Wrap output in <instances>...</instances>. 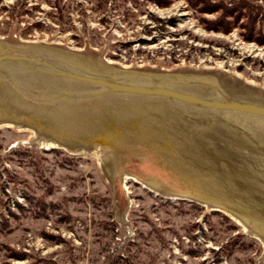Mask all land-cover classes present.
<instances>
[{
    "label": "rangeland",
    "instance_id": "rangeland-1",
    "mask_svg": "<svg viewBox=\"0 0 264 264\" xmlns=\"http://www.w3.org/2000/svg\"><path fill=\"white\" fill-rule=\"evenodd\" d=\"M138 1L140 12L127 19L123 10L132 7L129 0H108L105 10L98 7V0H61L63 18L59 19L57 0H0V40L13 46L79 52L91 61L81 56V62L95 68L106 63L192 74L232 94L250 91L264 96V43H258L264 35V0H207L230 10L232 29L227 34L206 29V21L216 20L220 10L201 12L191 8L189 0H166L162 7L153 0ZM241 2L257 9V33L252 40L244 37L247 7L239 8L235 19L233 11ZM150 15L176 24H157ZM26 80L0 82V105L14 116L0 111V264H110L112 260L119 264H264V237L252 236L251 225L206 203L168 197L121 170L129 155L136 159L145 151L171 170L150 140L159 137L151 127L158 121L130 112L134 116L120 114L118 124L89 127L81 120L84 110L77 106L58 108L64 104L52 100L39 108L31 100L68 92L62 83L51 82L53 87L49 84L43 91L26 85ZM101 107L107 106L87 108L97 115ZM150 109L162 116L156 123L163 126L160 130L170 132L162 107ZM15 110L32 117L16 116ZM21 118L47 119L56 131L23 124ZM108 127L121 136L113 147L85 142L87 137L109 132ZM205 144L211 147L209 141ZM195 166L199 165H186L188 171ZM6 202L16 218H9ZM41 202L47 208L45 215L36 210ZM182 237L191 243H183ZM14 253L24 258L17 259Z\"/></svg>",
    "mask_w": 264,
    "mask_h": 264
},
{
    "label": "water",
    "instance_id": "water-1",
    "mask_svg": "<svg viewBox=\"0 0 264 264\" xmlns=\"http://www.w3.org/2000/svg\"><path fill=\"white\" fill-rule=\"evenodd\" d=\"M57 48L59 50L39 49L29 44L13 46L0 40V77L14 80L25 76V80H28L25 81L26 85L31 81L30 84L43 91L51 82L62 83L68 88V92L44 100H31L37 102L39 108L43 106V102L49 103L52 100L64 104L58 108L73 110L72 106H77L84 110L81 114L84 118L81 120L93 128L99 126L100 129V124L105 122L118 124L122 120L119 115L123 113H126L123 118L137 114L159 122L162 116L158 112L148 111L152 107L162 106L173 110L172 112L182 119L180 121L188 126L200 130H205L207 126L222 130L224 137L229 135L231 139L237 140L249 155H255L254 158L260 162L253 168L254 174L258 176L247 179L246 185L241 184L240 173L232 164L223 161L211 162L207 156H204L201 162L186 158L174 143V133L167 129L160 130L163 126L156 124L158 122H152L151 127L154 136L157 134L159 137L150 139L158 146L156 154L164 158V163L169 169L183 178V184L187 185L189 190L176 191L155 179L144 182L167 196L206 203L212 206L213 210L231 213L244 224L251 225L256 235L264 237V96L250 91L232 94L219 84L198 80L195 78L197 75L192 74L125 69L106 63L95 68L81 62L82 57L91 62L82 53ZM6 50L15 54L10 55ZM78 59L80 62L75 61ZM110 99L118 100V103L115 105ZM91 104L107 107H101L96 115L87 108ZM0 108L3 106L0 105ZM51 108L55 109L56 105ZM6 114H9L7 117L13 116L11 113ZM15 115L25 119L32 117L18 110H15ZM25 119L21 118L19 121L42 130L55 131L47 119ZM110 131L99 133L97 137H87L85 142H98L105 147H113V142L121 136L116 130ZM202 138L204 142L208 140L211 143L209 148L204 144V151L209 154L214 149V143L209 140L211 137L204 135ZM189 162L199 166H195L193 171H188L186 165ZM221 184L225 187L222 188ZM255 192L261 193V199H253Z\"/></svg>",
    "mask_w": 264,
    "mask_h": 264
},
{
    "label": "trees",
    "instance_id": "trees-1",
    "mask_svg": "<svg viewBox=\"0 0 264 264\" xmlns=\"http://www.w3.org/2000/svg\"><path fill=\"white\" fill-rule=\"evenodd\" d=\"M60 1L61 0H57L56 4H57V9L59 10V14H58V18L60 19L61 17L63 18L62 15V9L63 6L60 5ZM108 0H98V7L103 8L105 10L106 6H107V2ZM128 1V0H126ZM131 3L132 7H127L125 10H123V15L125 18H130V17H135L137 16V13L140 12V5L141 3L138 0H129ZM153 2L162 7L165 4H167L166 0H153ZM245 2H241L240 5L237 6V10L233 11L236 16L235 19L237 20L239 18V14H240V10L239 8L242 7H247L248 9V35L244 36L246 38V40H252V35L254 33H257V30L254 27V20H256V18L258 17V13H257V9L255 7H250V5H248ZM189 6L191 8H197L199 9L201 12H209V13H213V12H217L218 10H220V15L219 17H217L216 20L214 21H206L207 25H206V29L210 30V31H214V32H222L227 34L228 32H230V30L232 29V21H230L229 17L231 16L230 14V10L226 7H223L222 5H211L207 0H189L188 2ZM133 9H137V11H134ZM238 11V13H237ZM232 12V13H233ZM153 18V21L156 22L157 24L160 23H168L171 26H175V21L173 19H168V20H162L158 17H154L152 15H150ZM261 19H264V14L261 15ZM261 24H263V20L261 22ZM263 28H264V24H263ZM261 31V29H260ZM260 31L258 33H260ZM151 31L148 30L147 34H149ZM261 34H264V31H261ZM260 34V36H261ZM141 42H145L144 39ZM258 43L263 44L264 43V35H262L261 40L258 41ZM111 57H114V55H109ZM149 153L147 151H145L141 156L135 158H132L131 155L128 156L127 154V159L125 160V163L123 164V167L121 168V170L123 171H129V173L131 172L132 175H134L136 178H138L139 180H147L149 177H152L155 180H158L159 182L163 183L164 185L171 187L175 190H185L184 184H182L183 182L181 181V178L178 174H176L175 172H172L171 170L166 169L163 165H161V163L158 161V159L154 158L153 155L151 156L152 158H150ZM117 192L118 195H120L119 191L116 190L115 193ZM6 208L8 211V215L9 218H16L17 216L15 215V213H13L10 209V205L6 202ZM17 208L23 212V208L20 204L15 203ZM38 207V206H37ZM36 210L38 211V213L40 215H45L47 208L45 206V204L43 202H41L40 207L36 208ZM6 219L3 220V224L6 226ZM231 228H235L234 225H231ZM239 236V235H237ZM194 238V236L192 237ZM239 238V237H237ZM190 254H193L195 251L194 250H190L189 251ZM15 258L22 260L24 258L23 254L21 253H14ZM114 262H116L115 260L110 261V264H114ZM118 263V262H116ZM128 264H130V262H127ZM119 264V263H118Z\"/></svg>",
    "mask_w": 264,
    "mask_h": 264
},
{
    "label": "bare ground",
    "instance_id": "bare-ground-1",
    "mask_svg": "<svg viewBox=\"0 0 264 264\" xmlns=\"http://www.w3.org/2000/svg\"><path fill=\"white\" fill-rule=\"evenodd\" d=\"M24 80H25V76L24 77H17L14 79V81L16 83L24 82ZM3 81H4V79H2L0 77V82L2 83ZM30 83H32V82L30 81ZM50 85H48V86H50ZM55 86H56V84H55ZM51 87H53V86H51ZM53 89H52V91H53ZM55 92H57V91H55ZM210 92L213 93L212 91H210ZM210 92H207V93H210ZM48 94H50V93H48ZM58 94L59 93H57V95ZM45 95H47V94H45ZM109 101L110 102L112 101L111 103H113L115 105L118 103V100H115V99L114 100L110 99ZM262 102H263V100H262ZM1 109L2 110H0V111H3L5 113H11V111L6 110L5 108H1ZM162 109H163L162 111L164 112L163 115H165L164 119L167 122V124L165 123V125H166V127H169L171 129L170 133H174V138H175L174 143L182 151V153L185 155L186 158H188L194 162H198V161L201 162L203 160V157L207 156L211 162L219 163L220 161H223L225 163L232 164L237 168V171L240 173V176H241L240 181H241L242 185H246L248 183L247 179H250V177H252V176L257 177L258 176L256 174H254L253 168H254V166H256L260 162H257L258 159L254 158L255 155H253V154L249 155V153H247V151H246V148L243 145L239 144V142L237 140L231 139L229 137V135L227 136V134H226L227 137H224L225 134L220 129H216V128L207 126L205 130H200L198 128L188 126L184 122L180 121V119H181L180 116L175 114L174 112H172L173 110L172 111L170 109L168 110L166 107H162ZM203 129H204V127H203ZM204 135H205V137H211V138H209V140L211 142L213 141V143H214V149L209 154L204 151L205 142L203 141V138H202ZM255 159H256V161H255ZM240 163H242L243 166ZM259 171L261 172V169H259ZM255 193L258 194V196H256V194H254V196L256 197V198H254V200L261 199V193H257V192H255ZM250 233L252 234V236L256 235V234L252 233V231H250Z\"/></svg>",
    "mask_w": 264,
    "mask_h": 264
},
{
    "label": "built area",
    "instance_id": "built-area-1",
    "mask_svg": "<svg viewBox=\"0 0 264 264\" xmlns=\"http://www.w3.org/2000/svg\"><path fill=\"white\" fill-rule=\"evenodd\" d=\"M196 240H198L197 237H196ZM181 241H182L183 243H184V242H185V243H188V244L191 243L190 240H189L187 237H182V238H181ZM174 243H177V244H178V243H179L178 239H175V240H174ZM193 244H194V243H193Z\"/></svg>",
    "mask_w": 264,
    "mask_h": 264
},
{
    "label": "crops",
    "instance_id": "crops-1",
    "mask_svg": "<svg viewBox=\"0 0 264 264\" xmlns=\"http://www.w3.org/2000/svg\"><path fill=\"white\" fill-rule=\"evenodd\" d=\"M147 180H149V179H147ZM147 180H143V181H147ZM158 181V180H157Z\"/></svg>",
    "mask_w": 264,
    "mask_h": 264
}]
</instances>
